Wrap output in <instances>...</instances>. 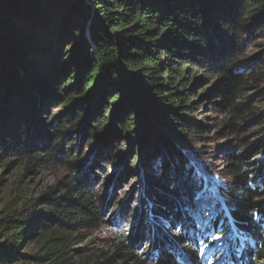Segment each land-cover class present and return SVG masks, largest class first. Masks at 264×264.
<instances>
[{
  "label": "trees",
  "instance_id": "1",
  "mask_svg": "<svg viewBox=\"0 0 264 264\" xmlns=\"http://www.w3.org/2000/svg\"><path fill=\"white\" fill-rule=\"evenodd\" d=\"M256 36L264 38V0H0V163L21 161L23 176L49 164L70 174L42 192L21 186L5 198L0 264H192L196 250L177 244L190 241L191 218L201 214L197 174L185 170L179 148L206 138V128L190 117L191 97L206 81L203 97L217 95L209 104L226 115L223 127L240 131L257 120L242 100L253 85L264 97V70L242 59ZM75 132L136 145L141 158L131 161V178L148 175L133 191L142 205L129 218L138 223L110 252L78 246L104 222L102 192L112 177L94 191L82 157L63 145H73ZM122 152L117 146L108 163L124 162ZM248 156H235L228 169L234 189L220 187L221 203L211 211V231L221 239L218 247L207 242L214 264H264L263 165L250 169ZM154 166L158 173L150 172ZM226 214L234 227L228 236ZM159 219L178 225L185 238L162 237ZM237 237L244 241L239 253Z\"/></svg>",
  "mask_w": 264,
  "mask_h": 264
},
{
  "label": "rangeland",
  "instance_id": "2",
  "mask_svg": "<svg viewBox=\"0 0 264 264\" xmlns=\"http://www.w3.org/2000/svg\"><path fill=\"white\" fill-rule=\"evenodd\" d=\"M244 56L245 58L242 59H249L248 61L253 68L264 70V38L257 36L252 38L250 43L245 46ZM209 89L210 85L206 81H203L195 86V92L191 97V101L194 104L193 113L190 114V117L196 123L202 124L206 128V138L203 141L190 139L186 146L181 145L179 147L182 150L181 155L185 161V170L187 171L194 167V171L197 174L196 186L199 187L195 200L200 201V205H197L196 208L201 209V214L200 217L197 215L192 217V224H189L190 227L194 228V232L191 229L189 230L191 234L190 241L184 240L183 242H178L176 240L180 248H188L191 251L196 250V258L192 264H213L212 257L209 254L211 246H208L207 242L214 243V247H218L221 244V239L219 240L218 235H215L213 231H211L213 217H215L212 214L215 213V211L212 213L211 211L213 208H216V205H218L217 202L221 203L219 196L220 187L234 189L235 179L234 176L228 172V169L235 161V156L238 153H247L249 159L246 160L250 161V169L263 165L264 172V97H261V86H249L246 91H244L245 93L242 96V100L250 102V105H252L258 113L259 118L257 120H250L240 131L222 126L224 119L227 118L226 115L209 104L210 101L217 100V95L212 93L208 99L203 97L205 94L209 93ZM59 109H61V106L57 109H50V112L55 113ZM102 114L108 118L106 112ZM87 120L86 118V121ZM87 122L92 123L90 120ZM235 122L236 124L239 123V125H244L240 119H237ZM85 123L86 122H84L82 129L85 127ZM86 130L89 131V128ZM93 137L94 136L89 133H86L85 136H81L80 132H75L71 137L73 145L68 146L71 139L65 140L63 145L65 149H69L71 152L76 151V153L72 154L73 157H82L80 162L83 171L82 174L87 173L90 175L95 192H101V183L106 176L112 177V183L102 192L106 193L108 196V198H106V202L108 203L103 218L104 222L101 223L99 227L87 231L85 233V239L78 244L80 247L99 248L110 252L117 244L122 242L125 234L131 231L138 223L137 218H129L130 209H139L142 205L138 198V194L135 195L133 191H138L140 189L139 185L142 179L148 175L147 173L138 171L134 174L133 178H131V161L141 158L140 149L136 145L133 144L131 148L128 142L124 141L122 138H116L108 143L103 138H96L97 140L93 141ZM79 138L80 141L78 140ZM117 146L123 148L121 155L124 157L121 159L125 161H120L119 164L112 165L108 162L113 155H115ZM129 150H131L130 153ZM150 152H153V150ZM157 157H159V154L155 152L152 159H156ZM150 170L151 173H158L160 167L154 166L151 167ZM23 172V164H21L19 160L12 161L8 166L6 162L0 163V209L2 208L5 198L13 194L14 190H20L21 186L28 191L32 190L35 193H39L54 186L57 184L56 182L70 176L68 170L58 164H49L42 169L36 168L35 172H29L24 176ZM172 175L173 174H171V176ZM260 191H264V187H261ZM143 206L146 218L143 219L142 224L147 225V221L150 218V209L146 203ZM203 209L205 211H203ZM121 211L122 213L117 214ZM118 215L119 217L116 219ZM226 217L229 228L228 236L233 232L234 227L227 214ZM157 223L158 225L156 226L160 228L161 236L165 239L174 240V235L176 234H180L185 238L178 225L173 227L166 222H161L160 219ZM201 223H203V225ZM224 226L225 223L216 226V229H223ZM200 230L205 233H211V238L206 237V241H204L203 238H200ZM149 239L148 237L146 240ZM144 244L145 242L143 241L140 248H142ZM140 248L136 251V254H140ZM239 252L240 248L237 249V253ZM142 258L141 256L140 259ZM176 263L186 264L181 260L176 261ZM223 263V260H221L217 264ZM130 264H132L131 260ZM145 264H152V261H146Z\"/></svg>",
  "mask_w": 264,
  "mask_h": 264
}]
</instances>
